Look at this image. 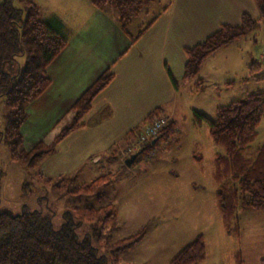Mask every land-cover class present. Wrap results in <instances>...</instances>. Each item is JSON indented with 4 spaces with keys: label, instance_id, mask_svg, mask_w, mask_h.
Here are the masks:
<instances>
[{
    "label": "trees",
    "instance_id": "obj_1",
    "mask_svg": "<svg viewBox=\"0 0 264 264\" xmlns=\"http://www.w3.org/2000/svg\"><path fill=\"white\" fill-rule=\"evenodd\" d=\"M150 1L91 0V3L98 8L113 6L119 24L128 32V26L136 16L144 12ZM254 1L260 11L259 18L243 13L238 25L221 24L201 42L185 48L183 78L193 80L192 91L202 92L206 87L203 78L198 76L206 58L260 28L264 20V0ZM58 24V20L42 19L38 6L31 0H23L21 7L15 6L13 0L0 1V98L7 108L5 126L0 129V141L7 145L12 160L36 170L33 175L36 174L38 180L45 182L52 181L54 177L40 172V159L52 153L57 142L81 124V117L91 107L92 99L113 77L110 68L101 72L72 104L69 110L71 116L58 133L49 141L39 140L26 148L22 134V124L27 116L26 104L49 85L46 67L66 43ZM148 24L131 37V42ZM22 57L24 62H21ZM258 68L259 63L251 62L248 74L251 75ZM157 111L155 109L147 115L133 137L153 118L159 117L155 115ZM192 116L195 122L204 121L207 124L211 139L223 148L222 153H214L211 160L214 202L223 229L238 237V207H249L264 214V142L259 146L252 145L257 137V126L264 118V88L249 92L226 105L217 106L214 119L198 110H192ZM174 127V121L169 117L160 129L154 145ZM119 147L120 144L113 146L114 153L109 156L110 159L121 156L123 148ZM147 148L151 150L150 143H143L138 154ZM193 158L200 163L202 155L194 151ZM120 160L122 162L116 169L118 175L121 169L127 167L125 159L120 157ZM114 172L108 170L81 182L76 176H58L52 185L66 189L67 194L95 195L100 200L101 189L112 181L116 174ZM102 202L75 209V213L90 222L93 230V234L81 237L76 227L82 220H75L71 210L64 211L65 221L54 227L50 216L43 215L40 210L14 214L0 209V264H117L118 254L138 243L145 234L146 226L137 233L115 241H105L104 250L99 252L92 239L103 238L102 231L108 225L112 230L117 228L115 204L108 198ZM231 257L232 264H243L239 249L233 251ZM205 259L204 237L197 234L172 255L168 264H202Z\"/></svg>",
    "mask_w": 264,
    "mask_h": 264
},
{
    "label": "rangeland",
    "instance_id": "obj_2",
    "mask_svg": "<svg viewBox=\"0 0 264 264\" xmlns=\"http://www.w3.org/2000/svg\"><path fill=\"white\" fill-rule=\"evenodd\" d=\"M31 1L41 5L48 3V0ZM13 3L21 7L23 0H13ZM147 16L142 14L135 22H143ZM261 55L264 56V23L255 33L216 54L213 65L204 71V91H192L185 84L180 87L175 128L160 137L156 151L149 153L150 148H147L139 153L130 166L120 170L119 176L109 168L116 174L101 189L100 200L95 195L67 194L66 189L52 185L58 176L50 182L38 180L36 174L33 175L36 170L12 160L7 145L0 141V209L14 214L40 210L50 216L54 227L65 221L64 211L71 210L75 220H82L76 227L81 237L93 234V230L90 222L75 213V209L87 204L97 205L108 198L116 206L117 228L112 230L108 225L102 231L103 238L92 239L99 252L104 250L105 241L137 233L146 226L143 238L118 254L117 264H168L172 255L197 234H202L205 241L206 259L202 264H232L231 254L236 249L241 251L243 264H264V214L240 206L236 212L239 236L223 229L210 174L212 156L222 153L223 148L211 139L204 121L193 125L191 117L192 110H199L214 119L217 106L264 88ZM253 61L259 63V68L249 75ZM6 113L7 108L0 98V129L5 126ZM263 142L264 118L257 126V137L252 145L259 146ZM194 151L202 155L200 163L194 160ZM93 176V173L80 174L78 179Z\"/></svg>",
    "mask_w": 264,
    "mask_h": 264
},
{
    "label": "crops",
    "instance_id": "obj_3",
    "mask_svg": "<svg viewBox=\"0 0 264 264\" xmlns=\"http://www.w3.org/2000/svg\"><path fill=\"white\" fill-rule=\"evenodd\" d=\"M35 4L42 19L59 21L66 43L46 67L49 85L26 104L22 124L26 148L39 140H51L70 118V107L81 93L105 69L113 73L92 99L81 124L39 161L38 168L45 176H76L79 182L85 181L78 179L80 174L93 173L92 179L109 168L117 169L122 160L109 158L113 146L124 148L134 140L135 131L153 110H158L157 116L170 117L175 126L180 87H193V80L190 83L183 78L185 48L201 42L221 24L238 25L243 13L260 17L254 0H151L125 32L110 5L98 8L91 0ZM142 14L147 18L135 22ZM240 40L206 58L198 76L205 81L204 71L213 65L216 54ZM191 117L193 125H199ZM50 133L53 135L48 137Z\"/></svg>",
    "mask_w": 264,
    "mask_h": 264
},
{
    "label": "built area",
    "instance_id": "obj_4",
    "mask_svg": "<svg viewBox=\"0 0 264 264\" xmlns=\"http://www.w3.org/2000/svg\"><path fill=\"white\" fill-rule=\"evenodd\" d=\"M168 119V116H159L148 122L137 134L134 140L123 148L120 156L121 159H124L132 153L138 151L143 143H150L152 147L150 153L156 151L154 141L157 138L160 129L167 123Z\"/></svg>",
    "mask_w": 264,
    "mask_h": 264
},
{
    "label": "water",
    "instance_id": "obj_5",
    "mask_svg": "<svg viewBox=\"0 0 264 264\" xmlns=\"http://www.w3.org/2000/svg\"><path fill=\"white\" fill-rule=\"evenodd\" d=\"M137 154H138V152H135V153H132L127 158H125V160H124L125 165L130 166L132 164V162L135 160Z\"/></svg>",
    "mask_w": 264,
    "mask_h": 264
}]
</instances>
